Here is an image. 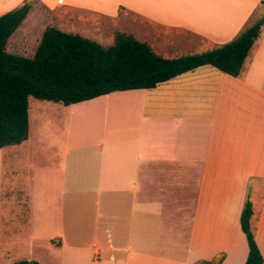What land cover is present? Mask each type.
<instances>
[{
    "label": "crops",
    "instance_id": "obj_1",
    "mask_svg": "<svg viewBox=\"0 0 264 264\" xmlns=\"http://www.w3.org/2000/svg\"><path fill=\"white\" fill-rule=\"evenodd\" d=\"M26 2L7 50L21 29L43 36L48 26L111 46L122 24L176 58L224 45L264 15V0H0V16ZM101 100L98 138L72 136L83 120L72 114L67 140L48 135L29 112L28 139L0 148V264L25 254L41 264H245L247 200L264 257V25L237 76L206 64L80 103ZM17 202L27 209L20 233Z\"/></svg>",
    "mask_w": 264,
    "mask_h": 264
},
{
    "label": "trees",
    "instance_id": "obj_2",
    "mask_svg": "<svg viewBox=\"0 0 264 264\" xmlns=\"http://www.w3.org/2000/svg\"><path fill=\"white\" fill-rule=\"evenodd\" d=\"M31 4L0 16V148L21 144L29 136L31 97L66 106L116 91L150 89L199 66L241 73L264 25V15L238 37L212 50L165 58L133 34L118 31L111 46L48 26L32 57L7 50L10 37L26 19ZM253 204L247 200L241 226L248 244L245 264H263L264 257L251 225ZM15 264H41L19 261Z\"/></svg>",
    "mask_w": 264,
    "mask_h": 264
},
{
    "label": "rangeland",
    "instance_id": "obj_3",
    "mask_svg": "<svg viewBox=\"0 0 264 264\" xmlns=\"http://www.w3.org/2000/svg\"><path fill=\"white\" fill-rule=\"evenodd\" d=\"M60 10H57L54 15L55 19H59ZM41 27L49 25L53 21L51 17L48 16L46 18H39ZM46 19V20H44ZM86 22L87 28L93 27V29L99 31H103V26L101 25L102 21H98L99 23H95L91 18H84L83 23ZM95 23V24H93ZM123 29L122 24H116L114 27L115 31H119ZM111 30V29H109ZM27 32L23 31L22 29L16 33V40L12 41L10 44V49L8 50L11 53L32 57L35 54V51L41 41V34L39 32H34L26 34ZM102 33V32H101ZM100 34V33H99ZM107 34V33H106ZM109 37L113 36V33L107 34ZM107 103L106 100H101L94 103H78L72 106H65L62 103H56L48 100H41L35 97H31L29 101V112L31 113L30 116L33 119L34 126H35V117L37 118L38 122L37 127L43 125L44 130H47L48 135L58 134L61 138L67 140L71 135L77 136L78 138L83 139H94L100 137L101 134V127L104 125L106 126L104 115L102 113V108ZM41 105L47 107V113H40L37 111ZM51 106V107H50ZM60 106V107H54ZM55 108H62V109H55ZM54 112H62L61 116L58 114H54ZM72 114L83 117V120L79 122L78 131L77 133L71 135L68 133L69 129V116ZM40 117H43L41 121H39ZM63 121V122H62ZM35 170V169H34ZM33 170V171H34ZM12 227L15 232H21V226L26 223L27 221V209L26 203L24 202H17L16 206L12 213ZM25 248H23L20 252L25 253ZM28 253V252H27ZM28 256L20 255L17 258V261H24L27 259ZM60 258V251L58 249H53L51 255L49 256L50 260H56Z\"/></svg>",
    "mask_w": 264,
    "mask_h": 264
}]
</instances>
